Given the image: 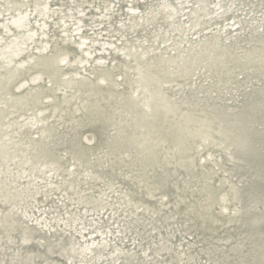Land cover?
<instances>
[{
    "label": "water",
    "instance_id": "obj_1",
    "mask_svg": "<svg viewBox=\"0 0 264 264\" xmlns=\"http://www.w3.org/2000/svg\"><path fill=\"white\" fill-rule=\"evenodd\" d=\"M252 1L264 8V0ZM174 21V12L160 20ZM201 21L197 29L209 25ZM17 22L18 31L27 29L25 19ZM246 28L242 35L251 38L246 47L214 35L177 57L172 56L176 51L171 57L143 54L130 63L127 58L120 66L97 67L93 70V75L101 73L97 79L64 75L67 69L52 62L50 55L32 61L30 70L12 69L9 62L0 70V134L16 127L9 121L11 116L32 114L37 136L31 137L32 128L23 127L16 137L24 144L0 140V164L10 158L18 164L20 155L27 168L43 165L65 170L73 196L103 182L122 183L128 191L120 203L135 215L130 226L147 225L152 228L148 234L163 237L167 248L177 251L176 243L185 232L193 231L223 264H264V196L255 192L264 191V137L258 136L264 129V91L254 98L253 106L260 111L246 118L236 114L234 104L224 98L237 85L243 95L258 94L243 88L246 82L262 78L264 30L259 32L256 25ZM123 31L133 34L128 28ZM25 53L18 50L16 57ZM243 65L248 66L250 80L237 83ZM32 71L41 74L43 84L29 81L14 87ZM118 71L122 85L114 77ZM199 75L207 84L191 85ZM257 84L256 88L261 86ZM47 93L53 100H44ZM85 131L92 134V142L84 139ZM200 153L204 157L199 158ZM70 164L74 166L68 169ZM221 170L226 173L219 175ZM233 175L239 182L229 180ZM31 194L17 195L0 175L3 204H24ZM93 201L104 204V197ZM18 232L19 237L28 238L15 220H0V238L7 241L6 248L14 236L18 244ZM229 242L231 249L226 250ZM51 248L34 244L22 261L0 250V264L50 263ZM190 252L196 255L194 249Z\"/></svg>",
    "mask_w": 264,
    "mask_h": 264
},
{
    "label": "bare ground",
    "instance_id": "obj_2",
    "mask_svg": "<svg viewBox=\"0 0 264 264\" xmlns=\"http://www.w3.org/2000/svg\"><path fill=\"white\" fill-rule=\"evenodd\" d=\"M161 3L175 8V21L172 24L160 22L173 14L170 10L160 8ZM130 4L138 11H130ZM227 12L229 14L223 17ZM24 19L27 21V29L18 31L17 24L12 21ZM199 20L209 25L197 29V24H201ZM0 24L8 29L6 33L0 28V70L5 69L9 62L12 69L30 70L34 66L32 61L50 55L45 52L47 46L68 58V64L63 65L67 69L64 75H71L72 78L94 76L93 79H97L98 76L101 78L99 72L93 75L97 67L120 66L127 58L130 63L143 54L171 57L173 51H176L172 56L177 57L214 35L229 41L235 40L242 48L246 47L249 44L247 40L251 38L243 37V31L249 26H263L264 8L252 0H0ZM124 28L132 30L133 34H126ZM260 29L259 32H263L264 27ZM66 47L71 49L66 50ZM18 50L26 53L16 57ZM101 60L103 64L97 63ZM247 68V65L240 66L242 71L236 76L237 83L250 80L247 78ZM40 75L32 71L14 87L34 81ZM261 75L259 81L253 84L252 81L246 82L243 88L244 92L255 91L257 95H243L238 85L232 88V94L225 95L227 103L231 106L234 104L236 114L240 117L246 118L260 111L253 103L256 96L263 95V71ZM114 77L117 85H122V73L118 71ZM256 83L261 86L256 88ZM197 84L203 87L207 82L199 75V80L194 78L191 81V85ZM43 97L48 102L53 100L50 93ZM32 117V114L11 116L9 121L16 123V127L0 134V140L8 138L14 143L18 140V143L24 144L21 137H16L23 127L32 128L31 137L37 136ZM248 127L250 124H247ZM82 135L86 141L92 142L89 131ZM258 136L264 137V129L258 131ZM200 157H204V153H200ZM206 157L210 160L213 158L209 154ZM25 164L26 161L20 155L18 164L13 158L4 165L0 164V175L9 182L10 190L17 195L32 193L33 196L24 204L18 202L10 205L3 204L0 197V220H15L18 230H23V236L28 237H19L18 232V244L14 236L13 244L8 248L5 247L7 241L0 238V250L2 253L6 250V256H17L18 261H22L27 254L32 253L29 248L36 244L43 249L52 247L49 254L53 264H68L69 260L73 264H223L218 260L219 255L207 249V244L205 246L201 239L194 236L193 231L185 232L189 241L176 243L177 252L165 246L163 237L150 236L148 233L152 228H147V225L132 228L129 223L135 215L120 203L128 191L124 184L103 182L96 188L84 189L85 193L82 190L80 196H73L65 179V170H54L51 166L44 168L43 165L27 168ZM73 166L70 164L68 169ZM221 172L226 173L221 170L219 175H223ZM236 177L233 175L229 180L235 184L239 182V177ZM255 192L264 196V191ZM99 195L104 197V204L94 203L93 199ZM242 200L246 202L244 196ZM223 208L226 210V206L222 205ZM128 237L133 238L134 242L130 241L134 245H130V241L126 242ZM169 238L172 240L175 237L171 234ZM25 239L27 242H24ZM28 243L30 245H26ZM171 244L174 245V242ZM231 246L230 242L227 243L226 250L231 249ZM183 248L187 252H182ZM191 249H194L196 255L190 252ZM50 263L48 260L35 262Z\"/></svg>",
    "mask_w": 264,
    "mask_h": 264
},
{
    "label": "snow or ice",
    "instance_id": "obj_3",
    "mask_svg": "<svg viewBox=\"0 0 264 264\" xmlns=\"http://www.w3.org/2000/svg\"><path fill=\"white\" fill-rule=\"evenodd\" d=\"M215 6L218 7V5H215ZM128 7H129V10L132 11V12H137L138 11V9H136L134 5H131L130 4ZM160 8L165 9L166 11L167 10H170L172 12H175V8H171V6L168 5V4H166V3H161L160 4ZM12 23L18 25V22L17 21H12ZM0 28H3L6 33L8 32L7 27H5L3 24H0ZM9 35H11V34L9 33ZM81 48H83V44H81ZM45 52H47V53H49L51 55L52 62H54V63H57L58 62V65H67L68 64V58L65 57V56H63L62 53H60L58 51L57 52H53L47 46L45 47ZM85 55H87V53H85ZM97 63L103 64L104 61H102V60L101 61H97ZM41 78L42 77L37 76V77L34 78V81L33 82L35 83L36 81H39ZM65 79H67V77H65ZM104 83H105V80L104 79H101L100 80V84H104ZM24 242H27V240L25 239ZM68 264H73V261L72 260H69L68 261Z\"/></svg>",
    "mask_w": 264,
    "mask_h": 264
},
{
    "label": "rangeland",
    "instance_id": "obj_4",
    "mask_svg": "<svg viewBox=\"0 0 264 264\" xmlns=\"http://www.w3.org/2000/svg\"><path fill=\"white\" fill-rule=\"evenodd\" d=\"M182 238H184V239H186V240H184V239H182ZM182 238H181V240H180L181 242L189 241V237H188V236H183Z\"/></svg>",
    "mask_w": 264,
    "mask_h": 264
}]
</instances>
